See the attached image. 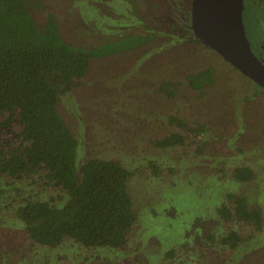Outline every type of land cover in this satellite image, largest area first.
Wrapping results in <instances>:
<instances>
[{
    "label": "rangeland",
    "instance_id": "rangeland-1",
    "mask_svg": "<svg viewBox=\"0 0 264 264\" xmlns=\"http://www.w3.org/2000/svg\"><path fill=\"white\" fill-rule=\"evenodd\" d=\"M41 1L70 44L151 36L92 58L84 77L58 103L77 139V170L85 160L101 158L133 172L127 190L136 219L118 249L86 250L72 241L39 246L12 213L25 183L15 190L0 181V264H264V88L184 35L190 0ZM44 15L39 11L36 18ZM263 18L264 0L245 4L244 28L254 55L256 43L264 44V22H257ZM255 32L257 38L251 36ZM207 68L211 83L193 89L186 76ZM164 83L169 89H162ZM173 133L183 137L181 143L155 145ZM150 165L157 166L158 176ZM241 167L253 171L251 179L234 176ZM32 183L26 185L35 191L44 187ZM228 193L245 196L250 207L261 210L260 230L218 218L220 204H229ZM228 231L241 237L234 248L219 241ZM168 250L173 253L165 258Z\"/></svg>",
    "mask_w": 264,
    "mask_h": 264
},
{
    "label": "trees",
    "instance_id": "trees-1",
    "mask_svg": "<svg viewBox=\"0 0 264 264\" xmlns=\"http://www.w3.org/2000/svg\"><path fill=\"white\" fill-rule=\"evenodd\" d=\"M39 11H45L41 21L36 18ZM150 37L128 34L89 47L74 45L62 38L56 15L46 11L41 0H0V181L15 190L14 185L25 183L16 192L24 194L14 201L12 213L30 242L54 248L72 241L86 250H113L127 243L136 219L127 190L133 172L116 160L101 158H89L77 170V139L58 103L84 77L92 58L130 49ZM186 78L200 90L211 83L212 71L207 68ZM169 85L161 87L167 90ZM182 140L173 133L155 145L166 148ZM150 167L158 176L157 166ZM234 176L249 180L253 171L237 168ZM26 182L44 190L35 191ZM226 198L229 204L217 208L220 220L262 228L261 210L250 207L245 196L228 193ZM240 240L236 231L219 239L228 248ZM172 253L168 250L165 258Z\"/></svg>",
    "mask_w": 264,
    "mask_h": 264
},
{
    "label": "water",
    "instance_id": "water-1",
    "mask_svg": "<svg viewBox=\"0 0 264 264\" xmlns=\"http://www.w3.org/2000/svg\"><path fill=\"white\" fill-rule=\"evenodd\" d=\"M242 6L243 0H192L191 29L205 46L264 88V63L248 45Z\"/></svg>",
    "mask_w": 264,
    "mask_h": 264
},
{
    "label": "flooded vegetation",
    "instance_id": "flooded-vegetation-1",
    "mask_svg": "<svg viewBox=\"0 0 264 264\" xmlns=\"http://www.w3.org/2000/svg\"><path fill=\"white\" fill-rule=\"evenodd\" d=\"M256 1L257 0H243V6H242V24H243V29H244V34H246L245 35V37H246V39H247V32H246V30H245V28H244V22H243V18H244V12H245V4H254V5H256ZM263 2V0H258V5L260 4L261 5V3ZM191 3H192V0H190V2H189V5L188 6H186L187 7V14H186V18H185V20H186V26L189 28V29H191ZM157 5V4H156ZM186 5V4H185ZM259 9V8H258ZM257 22L259 23V22H264V18L263 19H260V20H257ZM251 28L252 29H254V27L251 25ZM182 31H183V33H184V35H190V37H192V39H194V40H196V41H199L200 43H202L199 39H197L195 36H194V34H193V31H192V29H191V34H190V31L188 30H184V29H182ZM128 35V34H127ZM252 37H254V38H257L258 37V32H255V33H252V35H251ZM251 36H250V38H251ZM116 40V39H115ZM203 44V43H202ZM256 44H258V46H257V51H256V55H255V57L258 59V60H260L262 63H264V44L263 43H256ZM204 45V44H203ZM251 49V48H250ZM252 51V50H251ZM254 54V53H253ZM258 54V55H257Z\"/></svg>",
    "mask_w": 264,
    "mask_h": 264
}]
</instances>
